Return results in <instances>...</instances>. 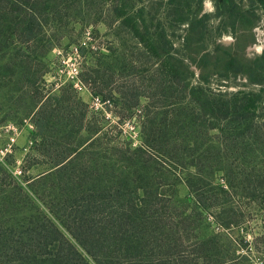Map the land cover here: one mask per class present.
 Here are the masks:
<instances>
[{"label":"rangeland","instance_id":"obj_1","mask_svg":"<svg viewBox=\"0 0 264 264\" xmlns=\"http://www.w3.org/2000/svg\"><path fill=\"white\" fill-rule=\"evenodd\" d=\"M131 1L137 8L142 1L165 0ZM220 1L203 0L202 7L212 16L208 28L212 40L229 46L234 43L229 32L240 25L230 24L229 9L217 16L215 4L220 7ZM106 2L109 1L66 0L64 5H54L48 15L33 12L29 8L37 7L33 0L28 1V8L14 0H0V124H18L27 119L34 127L29 137L23 133L14 154L0 166V220L12 219L9 213L13 211V193L54 219L43 204L55 201L63 184L73 190L92 185V180L81 175L85 164L96 174L105 172L106 166L123 178L127 169L119 161V150L144 149L145 154L139 152L136 156L145 158L146 169L139 172L149 180L147 185L177 195L174 201L160 204L179 212V243L185 251L191 250V241L198 240L208 244L213 263L264 264V85H249L242 77L213 79L209 83L213 91L220 90L229 97L238 91L262 90L254 112L260 139L252 138V130L248 132L245 126L238 130L231 122L225 143L217 139V129L207 130L195 140L194 129L189 126L185 129L189 137L179 142V123H175L165 136L164 154L150 150L146 147V129L150 123L160 122V112L175 107L149 105L144 92L150 62L141 57L140 64L133 63L136 46L125 33L127 29L119 32ZM256 13L253 42L245 49L249 59L264 49V14L259 10ZM34 15L35 23L44 22L40 28L32 23L28 33V23ZM87 32L89 40L85 39ZM168 33L178 45L179 25L169 27ZM28 35L32 38L26 39ZM73 46H78L80 52L79 79L85 87L78 92L66 81L61 62V56H66ZM90 94L104 102L102 109L89 108ZM178 94L175 91L174 96ZM177 120L179 116L172 118L173 122ZM241 129L244 132L240 134ZM77 146L68 171L53 167L55 158L64 157ZM179 146L186 149L182 157ZM83 147L86 150L81 153ZM17 165L21 174L15 177L12 170ZM112 182L114 179L107 185ZM195 193H202L203 204L211 205L198 208L195 199L199 196ZM21 204L24 212L12 221L28 214L27 206ZM54 222L73 242L55 219ZM184 224L189 229L187 234L182 230ZM196 264L203 263L198 259Z\"/></svg>","mask_w":264,"mask_h":264},{"label":"trees","instance_id":"obj_2","mask_svg":"<svg viewBox=\"0 0 264 264\" xmlns=\"http://www.w3.org/2000/svg\"><path fill=\"white\" fill-rule=\"evenodd\" d=\"M14 1L27 7L29 0ZM65 1L33 0L37 7L31 5L29 8L49 15L54 5H64ZM106 1H109L106 4L119 32L121 28L127 29L124 32L136 46L133 63L140 64L141 57L150 62L144 92L149 105L175 107L160 112L163 113L160 122L150 123L145 131L147 148L164 154L165 136L175 123H179V142L189 137L185 132L189 126L194 129L192 137L195 140L197 135L217 129V139L225 143L227 126L231 122L238 130L243 126L248 132L252 130L253 139L261 138L254 112L262 90L238 91L229 97L228 93L213 91L209 83L213 79L226 81L242 77L249 85L263 87L264 49L253 59L245 56V49L253 42V28L258 22L256 11L264 14V0H221L220 7L215 4L217 16L229 9L230 24L240 25L229 32L234 38V43L229 46L215 43L210 37L208 28L212 16L203 12V0L142 1L137 8L136 2L131 0ZM35 16L29 20L28 33L32 23L39 28L43 25L44 20L35 23ZM176 25H179V43L175 46L168 28ZM29 38L32 36L26 37ZM175 91H178V97L174 96ZM168 115H171L169 119ZM178 116L179 121L173 122L172 118ZM185 122L188 124L184 125ZM243 132L241 129L240 134ZM77 150L78 146L71 148L64 157L55 158L53 167L68 171ZM85 150L83 147L79 151L84 153ZM143 150L131 151L126 147L119 150V161L125 163L127 169L123 178H118L106 166L105 172L96 174L85 164L80 174L92 180V185L73 190L63 184L55 201L43 204L73 242L58 228L54 219L33 202L13 193L10 202L13 211L9 216L13 219L24 212L21 202L27 206L28 214L17 221L0 220V264H196L198 259L203 264L220 263L211 261L206 243L194 240L190 243L191 250L182 248L179 212L160 204L161 201H174L177 195L147 185L149 180L143 179L139 172L146 169L145 158L136 156L139 152L145 154ZM185 150L179 146L180 157ZM93 176L96 179H92ZM113 179L108 186L109 180ZM18 193H21L19 188ZM195 194L199 196L195 199L198 208L211 205L203 204L202 193ZM6 212L7 209L3 210ZM182 230L189 233L186 224Z\"/></svg>","mask_w":264,"mask_h":264},{"label":"built area","instance_id":"obj_3","mask_svg":"<svg viewBox=\"0 0 264 264\" xmlns=\"http://www.w3.org/2000/svg\"><path fill=\"white\" fill-rule=\"evenodd\" d=\"M89 32L86 33L85 39L89 40ZM89 44H91L89 42ZM93 46L91 45V48ZM94 48V47H93ZM61 62L63 66L64 76L68 84L75 90L80 91L84 87L79 79L80 73V52L78 46L70 48V52L66 56H61ZM104 102L97 96H91L89 108L97 111L102 109ZM34 131L32 123L24 119L22 123L5 122L0 124V166L4 165L7 158L14 154L17 145V140L26 133L29 137L30 133ZM30 143V140H29ZM12 174L18 177L21 174V170L18 165L12 170Z\"/></svg>","mask_w":264,"mask_h":264}]
</instances>
